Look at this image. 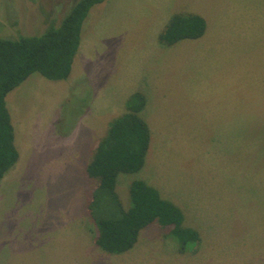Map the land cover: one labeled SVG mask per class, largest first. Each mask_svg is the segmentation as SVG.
Instances as JSON below:
<instances>
[{"label":"rangeland","instance_id":"rangeland-1","mask_svg":"<svg viewBox=\"0 0 264 264\" xmlns=\"http://www.w3.org/2000/svg\"><path fill=\"white\" fill-rule=\"evenodd\" d=\"M75 1L0 0V38L43 36L61 26ZM167 2L175 16L199 12L211 19L204 36L169 46L150 6L157 0H104L83 24L81 51L66 80L34 73L8 94L20 158L0 182V264H29V238L45 233L55 237L47 259H58L61 243L62 264L73 258L116 264L104 257L128 255L264 264L263 56L234 36L230 17L217 19L230 0ZM235 2L256 9L259 0ZM137 94L145 101L139 115L150 146L139 172L119 175L118 199L131 209L136 180L157 189L183 211L184 227L199 234L185 253L156 223L131 253L110 254L95 244L97 219L117 218L121 208L87 167Z\"/></svg>","mask_w":264,"mask_h":264},{"label":"trees","instance_id":"trees-1","mask_svg":"<svg viewBox=\"0 0 264 264\" xmlns=\"http://www.w3.org/2000/svg\"><path fill=\"white\" fill-rule=\"evenodd\" d=\"M104 0H77L59 28L50 27L43 36L0 38V182L17 164L20 155L15 145V130L6 98L32 74L39 73L53 80H66L81 44L82 28L91 9ZM207 23L201 16L176 15L166 28L162 41L169 46L186 39L204 36ZM145 106L141 94L134 96L129 110L111 123L109 133L99 141L88 177L108 191L120 206V215L113 219H97L99 233L95 244L110 254L132 250L141 232L156 223L176 238L181 253L196 246L199 234L184 227V213L171 201L161 197L148 183L136 180L131 184L132 207L122 208L116 191L120 174L139 172L145 164L151 133L139 113Z\"/></svg>","mask_w":264,"mask_h":264},{"label":"crops","instance_id":"crops-1","mask_svg":"<svg viewBox=\"0 0 264 264\" xmlns=\"http://www.w3.org/2000/svg\"><path fill=\"white\" fill-rule=\"evenodd\" d=\"M158 3L155 4H150L151 8L156 11L157 16L160 15V18L162 20L160 31L163 32L168 23L170 21H167L165 26V20L168 17H173V10L174 6L172 4H169L167 0H157ZM260 8H264V0H259L256 9H253V6L243 4V3H237L235 0H230V4H225L221 8L224 9L221 11L219 14H217V19L220 21H227L230 17L231 24L235 27V33L234 36L239 39V40H244L246 42V45L249 49L252 47L253 49L257 50L258 53L263 56L264 59V12ZM217 8V5H216ZM252 8V9H251ZM169 13V15H168ZM154 14H151V17ZM204 18L206 23H208L209 19L207 16L201 15V13L196 12V14ZM149 14H144L142 17H148ZM164 18H163V17ZM172 18V19H173ZM170 19V20H172ZM83 29V28H82ZM155 30V35H158V31ZM207 32V31H206ZM156 38V37H155ZM184 41V40H183ZM181 42V41H180ZM179 43V42H178ZM173 46V45H172ZM250 46V47H249ZM81 51V44L78 50V53L80 54ZM78 53L76 57L78 56ZM75 60V59H74ZM74 63V62H73ZM73 68V66H72ZM243 78L240 76L235 77L234 84H238L242 81ZM234 102V100H232ZM241 118H245L242 116ZM152 186V185H151ZM164 199V198H163ZM166 200V199H165ZM36 232V231H34ZM50 235V234H49ZM18 237L16 238V240ZM20 239V238H19ZM30 239V240H29ZM28 244L32 247L31 249H27L26 255H29V264H46L47 262V256L51 255V249L50 247L47 246V243L51 242L50 244L55 242V237H48L45 233L43 236H31L29 238ZM23 240V239H22ZM58 240V239H57ZM60 240H61V235H60ZM66 239L61 240L63 242H68ZM14 242V241H12ZM19 243V242H17ZM21 244H24V240L20 242ZM138 243V242H137ZM136 243V245H137ZM135 247L128 251L127 253H131ZM190 249V248H189ZM14 253V252H13ZM59 257L58 259H50L48 260L50 264H62V251H61V243L59 245ZM104 259L110 263H116V264H141L142 261L145 263H156L160 261V264H191L193 262L192 259L189 257H178V258H173V259H162V258H151V257H137V256H117L115 258L112 257H104ZM77 258L70 259V261L73 264H78ZM81 261V260H80ZM82 264V262H81Z\"/></svg>","mask_w":264,"mask_h":264}]
</instances>
